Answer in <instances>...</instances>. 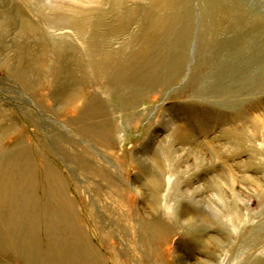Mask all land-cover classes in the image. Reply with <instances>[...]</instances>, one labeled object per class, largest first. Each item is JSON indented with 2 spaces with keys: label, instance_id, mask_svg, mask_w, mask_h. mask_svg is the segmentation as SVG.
I'll return each mask as SVG.
<instances>
[{
  "label": "rangeland",
  "instance_id": "374dc122",
  "mask_svg": "<svg viewBox=\"0 0 264 264\" xmlns=\"http://www.w3.org/2000/svg\"><path fill=\"white\" fill-rule=\"evenodd\" d=\"M121 1L104 0L103 27L79 34L75 19L85 16L61 21L60 11L31 13L22 1L0 0V264H54V253L64 258L58 264H223L228 249L226 264H241L243 250L244 264H264V28L257 36L253 22L264 17V0ZM157 26L166 32L155 64L181 56L180 79L159 71L151 87L124 86L106 65L95 74L80 50L108 34L105 52L121 53V66ZM68 36L80 43L63 62L51 38ZM179 126L190 142L173 143L174 163L162 145ZM192 147L204 154V169L215 168L196 170L202 157L186 161ZM214 177L232 186L227 205L239 203L244 235L239 221H216L192 195ZM205 191L217 198L213 187ZM164 202L176 215L164 213ZM184 208L215 226L185 224ZM76 237L88 244L84 259Z\"/></svg>",
  "mask_w": 264,
  "mask_h": 264
},
{
  "label": "bare ground",
  "instance_id": "6f19581e",
  "mask_svg": "<svg viewBox=\"0 0 264 264\" xmlns=\"http://www.w3.org/2000/svg\"><path fill=\"white\" fill-rule=\"evenodd\" d=\"M19 1L24 2L25 3L26 11H29L31 13L32 12L33 13L34 12L35 13H39L42 10H45V9H47L51 14H53V13L55 14L56 12H59L60 11L61 12L60 14L62 16H59L58 17V20H61V21H66V16L67 15H71V17H74V18L75 17H82L83 18V16H85V21H82L81 24L78 23L77 19H75V21H76L75 24H76V26L79 27V28H76L77 29V32H79V34H81L84 31H86V29H88L89 27L90 28H93V31H94V29H98L100 27H103V24L101 23V18L105 14H108L107 11L105 10V6L104 5H106V4L103 3L104 0H69V1H72L73 2V3H71V4H73V6H70V4L67 3L68 4L67 5L68 7L65 6V4H66L65 1L66 0H19ZM135 1L137 2L139 0H135ZM74 2L76 3L75 6H74ZM121 4H123L121 0H115L114 5L117 6V5H121ZM88 8H91L90 11H92L94 9L93 10L94 15H91L90 17L88 16L89 15L87 13V12H89L88 11ZM115 9L117 10L118 8H114V10ZM145 12L147 14V16L145 18L147 20V23H146L145 26L142 27V29H140V32H139L140 35L138 34V36H140V37H142L146 33V29L148 28V26L150 24V22H149L150 18L149 17H150L151 10L149 8H147V10H145ZM51 14H50V16H51ZM263 19H264V17L261 16V17H259V20H254L253 21L255 24H258V22H259V29L256 32V35L257 36H260L261 28H264ZM49 20H50L49 18H46V20H44V21L46 23H48ZM69 22L70 21H68V23ZM159 24H160V22H159ZM169 26H171V24ZM69 29L70 28H62L61 30H58V31L59 32H63V31L69 30ZM155 29L159 30L160 33H158L156 37H155L154 33H152L151 36H149V35L146 34V38H145L144 41H146L147 43H145V45L142 46L144 50L140 51V53L130 52V54H132L130 57H129L130 54H128V56L125 55L126 56L125 64L122 63L123 65H121V66L119 64V62H120L119 61L120 60L119 55L121 53H118V54H115V53L110 54V52L108 53V51L105 52L104 47L107 46L108 40H107L106 37H108V34L101 35V36H99L97 34H94L93 36H94V39H96L97 43L93 46L91 44H85V43L81 42V48H80V50L83 51V54H86L87 59H88V62L90 64V66H91V69L94 71V73H95L96 70H98L97 66L100 68L101 67L100 64L101 65H106L109 68L106 71H110L111 70L110 73L113 75V77H115V78L117 77V81H119V79H122V81L124 80L123 81L124 86L125 85L126 86H136L138 88H144V87H149V86L151 87L153 83H156L157 84L159 81H161L160 78L157 77V76H161L160 75L161 73L159 71H167V78L171 77L170 79L173 78L175 80V79H177L179 77V79H180L181 76H182V74H183V70L182 69L184 68L183 65H182V69L180 67V65L183 63V61H182L183 58L181 56L179 57V59H176V60L167 57L168 59L167 60L164 59L165 61L161 62V64H159V65H156L155 64V60L156 59L159 60V58L156 55L155 49L158 47V44H160V41L162 39L161 36L163 35V32H164L163 30H165L164 27H162V26H157V28H155ZM112 30H114V29H112ZM112 32L114 34V31H112ZM165 32H166V30H165ZM88 34H89V32H86L85 36L88 35ZM44 35H46V34H43V33L41 34V36H44ZM165 36H167V35H165ZM43 39L46 40V38H43ZM36 40L38 41V38ZM69 40H71V41H69ZM182 40H184V39H182ZM51 41H52L51 51H52L53 56H55L57 59L60 58L63 62L66 61L67 55H68V53H70L71 50L73 51L72 52L73 54L75 53L76 50L74 51V44H73V42H77L78 41L80 43V40H79L78 37L72 38L70 36H68L66 38L54 37V38H51ZM35 44H34V46H35ZM38 46H40L39 43H38ZM87 46H89V50L88 51L85 49V47H87ZM154 46L156 47L155 49H154ZM93 49H95L97 51L95 52V51H93ZM127 49H129V48H127ZM127 49H126V51H127ZM32 50L35 51V48L32 47ZM95 56H96V60H94V62H93L92 59H94L93 57H95ZM97 58H100V59L97 60ZM27 64H28V62H27ZM29 68H31V66L30 67H29V65L26 66V68L23 69V73L28 72L27 69H29ZM112 68H114V69H112ZM228 68H230V67H228ZM181 70H182V72H181ZM67 73H68V71H67ZM155 74L157 76H155ZM210 75L213 76V75H216V73L215 74L214 73H211ZM70 78H72V77H70ZM167 78H166V81H165L166 84L169 83L168 80H167ZM117 84H120V83H117ZM184 131H186V130L184 128H182V127L179 126L175 130V132H174V140H173V142L172 141H169V142L166 141L167 143L165 142V144L162 145V147H164V149L166 150V153H167L166 156L169 157L170 159L174 160L173 161L174 163L177 162L176 160H177L178 157L175 156L176 153L173 150L175 144H173V143L180 142V144H184V143L190 142V138L188 137V135ZM262 138H264V137L262 136ZM190 146H192V145H190ZM179 151L181 152V156L185 155L184 153H182L181 150H179ZM187 155H185L186 156V159H185L186 161L189 159V157H190L189 155H191L192 157L193 156H197V157H200V158L202 157L201 160L195 162V164H194V166L196 167V170L200 169L202 171H205L207 169L210 170V169H214L215 168V162H213L214 164H212V167L211 168H205L204 169L205 163L207 162V160L204 158V154L202 152L198 151V149L196 147H194V148L192 147L191 152L189 154H187ZM217 156L218 157L216 158V152H214L213 153V157H215L220 162V156L219 155H217ZM174 158H176V160ZM157 162H158V160H157ZM214 178H215V180H213V182H211L212 184H210V185H208V186H206L204 188L197 189V191L194 192V193H192V195L197 196V197H201L197 201V203H205V204H207L210 207V209L212 210V212H214V216H215L214 218L216 219V221H219L220 222L221 221L220 220V217L221 216L224 218L222 220L224 224H225V221L224 220H227L229 222H234V221L237 222V221H239V225H238L237 229H241V231L239 230L240 231V235H244L245 234V231H246V228H247V223L243 221L242 215L239 212V209H238L239 208V206H238L239 203L238 204L235 203V205H234L235 207H232V208L227 205L228 204V199H230V198L232 199L233 198V195H234L232 186L231 185H228L226 183H221L220 178H217V177H214ZM167 183H168L167 186L170 187L173 184L172 183V179L169 178V180H168ZM209 186L210 187H213L214 190H215V192H216V194H217V198L215 200H214L213 197H209V196H207L205 194V192H206L205 189H207ZM172 187H173V185H172ZM136 190H138L137 193L141 197L143 195L142 194V190L139 187H136ZM188 197H191V196L188 195ZM152 199L153 200H151V203L154 206L152 205L151 206V209H154L155 210V207H156L157 199L158 198H156V196L153 195V198ZM58 207L61 208L60 203L58 204ZM171 209L172 208H170L169 204H167L166 202H164V211H165L164 213H166L167 215H169V213H170V215L172 217L173 215H176V213H174L173 211H172L173 212L172 213L171 212ZM190 210H191L190 208H184L183 210H181V211H183V215H181L183 217L182 220H183V222L185 224H187V225H193L194 224L195 226L197 225L198 227L201 226L203 228L206 226L208 229H210L211 227H214L215 226V223L213 221H212V224H209L208 221L206 220V217L195 219V216L192 213L193 211H190ZM196 214H198V212H195V215ZM68 220H69V218H68ZM53 227L54 226H53V223L52 222L48 226H46V228H48V230H51ZM228 231H230V230H228ZM78 232H80V231H78ZM235 233H236V231H235ZM144 234H145V231H144ZM152 234L154 235V237H153ZM150 235L153 237L152 238V240H153L152 243H155V240H156V237L155 236L156 235L154 233H152L151 231H149V237H151ZM237 237H239V236H237ZM199 238H201V237H199ZM74 242L76 243V245L78 247V248H76V250L78 251V254L81 256L80 259H82V257L84 259L85 256H86V250H87L86 248L88 247L87 246L88 244H87V242L85 240V237H83L82 240L80 238H77V240L75 239ZM230 247L231 248L233 247L232 243H230V245H229L228 248H230ZM76 250L74 251V257H75V255H76V257L78 256L76 254L77 253ZM229 252L230 251L228 249L227 250V255H226V258H225V263H223V264H226V263L230 262L231 253L232 252L231 253H229ZM38 253L39 252H37L36 254L38 255ZM100 255H102V254H100ZM239 255H240V253H239ZM248 255H249V251L248 250H243L241 264L242 263L244 264V260L246 258H248L247 257ZM50 259L52 261H54V264H58L60 262L59 259H62L63 260L64 258L62 257V255L60 253H58V254L54 253V257L53 258H50ZM93 259L97 261V258L96 259L93 258ZM103 261H105V260H103ZM90 262H91V260H90ZM61 263H63V261H61ZM101 263H102V261H101ZM247 263H245V264H247ZM89 264H91V263H89ZM201 264H212V263H211V261L205 260Z\"/></svg>",
  "mask_w": 264,
  "mask_h": 264
}]
</instances>
